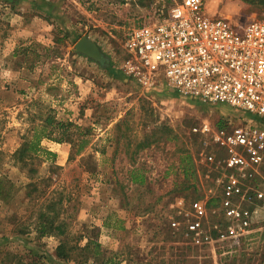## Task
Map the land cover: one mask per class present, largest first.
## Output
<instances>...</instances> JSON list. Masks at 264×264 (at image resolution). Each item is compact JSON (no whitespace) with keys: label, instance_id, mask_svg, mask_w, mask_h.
Masks as SVG:
<instances>
[{"label":"rangeland","instance_id":"1","mask_svg":"<svg viewBox=\"0 0 264 264\" xmlns=\"http://www.w3.org/2000/svg\"><path fill=\"white\" fill-rule=\"evenodd\" d=\"M37 1L13 7L0 0V179L13 191L0 199V264H264V221L238 241L216 243L219 231L231 232L221 171L207 161L222 158L213 143L220 123L232 128L257 117L180 97L158 81L146 87L129 71L127 35L160 20L172 0H53V16ZM206 12L241 27L262 18L264 5L208 0ZM83 37L99 46L103 63L75 50ZM47 115L87 132L89 146L76 155V147L46 140L54 159L17 165L12 155L23 135ZM72 135L78 138L76 130ZM185 155L196 168L188 180L180 166ZM134 169L144 172V185L130 183ZM52 203L63 237L39 233L41 214L54 215ZM198 203L206 206L209 245L196 246L186 234ZM88 239L100 243L99 260L82 262L79 251L68 262L57 258L61 242L84 247Z\"/></svg>","mask_w":264,"mask_h":264},{"label":"built area","instance_id":"2","mask_svg":"<svg viewBox=\"0 0 264 264\" xmlns=\"http://www.w3.org/2000/svg\"><path fill=\"white\" fill-rule=\"evenodd\" d=\"M207 3L172 0L160 20L130 31L125 49L129 71L146 87L158 81L180 97L257 117L213 131L222 158L211 154L207 161L221 171V208L231 232L219 231L216 243H221L238 241L264 221V15L237 27L228 18L208 16ZM193 209L187 236L196 246L212 244L203 226L205 204ZM171 225L179 227L175 221Z\"/></svg>","mask_w":264,"mask_h":264},{"label":"trees","instance_id":"3","mask_svg":"<svg viewBox=\"0 0 264 264\" xmlns=\"http://www.w3.org/2000/svg\"><path fill=\"white\" fill-rule=\"evenodd\" d=\"M2 1H4L5 3L7 2L8 4H12V6L14 7V3L18 0ZM261 2L264 5V0H261ZM222 126L223 123H220L219 127ZM72 130L77 131L78 138H73ZM22 140L23 142L21 146L13 153L12 157L14 162L17 165L20 164L23 168H25V166H27V163L34 157L44 156L47 160L55 158L56 155L54 153L42 146L43 141H52L57 144L68 143L72 145V147H76V155H81L90 144V137L87 132L81 131L79 127H77L70 121L58 120L52 115H47L42 124L35 126L32 129L30 135H23ZM180 166L185 177L184 179L188 180L189 177L195 175L196 168L192 157H190L189 155H185L181 158ZM129 180L130 183L140 186L144 185L146 182L145 174L141 169L132 170L130 172ZM5 181L6 179H0V199L8 201L13 191L11 183H6ZM28 186H31V184ZM62 200V198L59 199L60 202ZM55 207L56 205L54 203H52L48 207V210L52 211L53 213L51 212V214L54 215L50 216L49 213H43L40 216L42 223L40 224L38 229L40 235L42 236L52 235L55 237H63L66 235V229L63 223H59L58 221L59 215H55V212H57ZM76 251H79V255L81 256V258H83L82 262L84 261V259H88L89 256L97 261L104 252L100 243L94 240L88 239L84 247H77L76 245L74 247L68 246L67 243L63 241L60 243L56 250V256L58 259L68 262L72 259ZM109 262H112V260L108 259L107 263Z\"/></svg>","mask_w":264,"mask_h":264},{"label":"water","instance_id":"4","mask_svg":"<svg viewBox=\"0 0 264 264\" xmlns=\"http://www.w3.org/2000/svg\"><path fill=\"white\" fill-rule=\"evenodd\" d=\"M75 50L94 62L103 63L105 60V56L101 52L99 46L88 37L80 39L75 45Z\"/></svg>","mask_w":264,"mask_h":264},{"label":"crops","instance_id":"5","mask_svg":"<svg viewBox=\"0 0 264 264\" xmlns=\"http://www.w3.org/2000/svg\"><path fill=\"white\" fill-rule=\"evenodd\" d=\"M23 2H26L27 0H21ZM16 5H20V0L16 1ZM37 4L39 5V7H42V13L45 15V16H53V10H56L59 6L57 4V2L53 1V0H38L37 1ZM3 9V5L0 3V9ZM6 10V9H5ZM2 56V54H0Z\"/></svg>","mask_w":264,"mask_h":264}]
</instances>
